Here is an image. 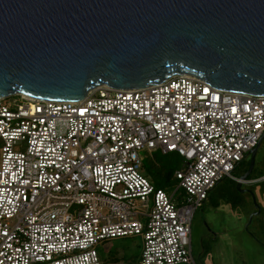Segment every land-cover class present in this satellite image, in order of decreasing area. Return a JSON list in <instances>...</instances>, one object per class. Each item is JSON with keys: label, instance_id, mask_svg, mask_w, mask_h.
<instances>
[{"label": "built area", "instance_id": "1", "mask_svg": "<svg viewBox=\"0 0 264 264\" xmlns=\"http://www.w3.org/2000/svg\"><path fill=\"white\" fill-rule=\"evenodd\" d=\"M263 134L264 96L187 75L80 102L0 98V264H102L101 243L138 236L137 264H197L195 213ZM143 150L181 157L173 194L141 172Z\"/></svg>", "mask_w": 264, "mask_h": 264}, {"label": "water", "instance_id": "2", "mask_svg": "<svg viewBox=\"0 0 264 264\" xmlns=\"http://www.w3.org/2000/svg\"><path fill=\"white\" fill-rule=\"evenodd\" d=\"M183 75L264 96V0H0L1 99L80 102Z\"/></svg>", "mask_w": 264, "mask_h": 264}, {"label": "rangeland", "instance_id": "3", "mask_svg": "<svg viewBox=\"0 0 264 264\" xmlns=\"http://www.w3.org/2000/svg\"><path fill=\"white\" fill-rule=\"evenodd\" d=\"M140 156L144 164L141 172L152 182L156 166L168 158L148 150H143ZM262 170L253 177L264 174V165ZM242 173L237 171L234 176L241 178ZM234 183L237 182L232 179L224 180L194 215L191 241L197 264H264V183L247 185L263 210L250 225L256 205L253 198L233 195ZM176 189L177 182L165 191L173 194ZM142 246L140 236L117 238L101 243L98 251L102 264H137Z\"/></svg>", "mask_w": 264, "mask_h": 264}, {"label": "trees", "instance_id": "4", "mask_svg": "<svg viewBox=\"0 0 264 264\" xmlns=\"http://www.w3.org/2000/svg\"><path fill=\"white\" fill-rule=\"evenodd\" d=\"M156 153H158V155H163V156L167 157L168 159L166 162H160L156 166V173H155L154 179L152 180V183L157 189H164L165 190L168 186L177 182L176 177H175V173L181 167L182 159L179 155L174 154V153L163 154L160 151H157ZM143 167H144V164H143ZM236 185H237V183L233 184V188H232L233 195H238V192L236 190ZM209 197H210V195H209Z\"/></svg>", "mask_w": 264, "mask_h": 264}, {"label": "flooded vegetation", "instance_id": "5", "mask_svg": "<svg viewBox=\"0 0 264 264\" xmlns=\"http://www.w3.org/2000/svg\"><path fill=\"white\" fill-rule=\"evenodd\" d=\"M264 146V139L261 143V146L258 150V153H257V157H256V162H255V165H254V168L251 172V175L249 176V178L247 179L246 183H243V185L241 186L240 190L242 192H240L238 189H237V185H236V190L238 192V195L242 196V197H249L252 199V196L251 194L249 193V191H252L247 185H253V184H256V183H264V179L256 182L257 180L261 179L262 177H264V174L260 175L259 177H253V176H256L258 173H261L263 172L262 170V165H264V150L262 149V147ZM250 164H251V158L250 156L248 155L246 157V159L238 166L237 171H243V175L246 174L249 169H250ZM247 169V170H246ZM246 170V171H245ZM240 179V178H239ZM263 211V210H262ZM257 210L255 209L253 211L252 214L256 213ZM262 214V213H261ZM254 219V218H253ZM253 221V220H252Z\"/></svg>", "mask_w": 264, "mask_h": 264}]
</instances>
